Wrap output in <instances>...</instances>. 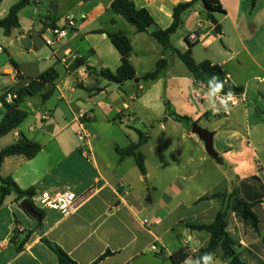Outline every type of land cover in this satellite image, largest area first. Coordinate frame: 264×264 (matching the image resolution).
Wrapping results in <instances>:
<instances>
[{"label":"crops","instance_id":"1","mask_svg":"<svg viewBox=\"0 0 264 264\" xmlns=\"http://www.w3.org/2000/svg\"><path fill=\"white\" fill-rule=\"evenodd\" d=\"M18 1L0 3V20ZM34 1L36 9L30 5L20 12V27L11 36L0 29V99L48 69L54 68L58 77L52 97L45 104L39 98L27 100L28 107L38 109L27 111L26 120L0 138V151L22 137L39 143L41 151L31 160L5 158L0 176L11 177L22 190L32 188L35 200L63 192L75 194L78 200L67 215L47 210L40 228L16 203L15 195L8 197L0 210V264H58L42 238L57 244L78 264H174L171 256L182 247L189 257L181 264H196L195 257L208 246L211 235L190 226L212 224L224 207L222 198H203L230 192L235 184L253 177L264 186V0L254 7L252 0H218L224 13L216 12L214 17L221 33L199 2L183 15L181 28L171 37L172 46L181 53L188 50L186 38L190 40L196 63L208 61L219 67L228 94L238 90L244 94L245 101L227 118L211 115L214 100L207 84L196 82L182 61L149 34L136 33L113 12L114 0ZM44 1L58 5L57 18L42 5ZM133 1L165 30L173 23L174 8L192 0ZM41 5L46 13L37 23ZM68 17L75 22L68 38L59 46L47 47L44 37L50 35L49 29L63 25ZM120 32L130 39V61L139 80L122 86L86 70L87 66L112 72L119 68L121 56L108 34ZM164 58L169 66L159 80L140 79L154 72ZM77 59H85L86 65L71 69ZM53 99L55 112L50 109ZM80 113H87L86 121L78 119ZM172 113L214 132V147H220L215 150L223 163L213 162L192 127L177 122ZM223 121L230 122L229 129L224 130ZM82 129L92 136L88 146L78 139ZM142 136L146 176L133 157L121 159L118 152L138 144ZM150 140L157 150L147 151ZM176 140L181 148L163 149ZM217 165L229 169L225 189L220 190L221 183L211 193L201 192L203 182L211 176L212 181L217 179ZM235 208L231 200L228 230L239 241L238 250L247 264H264L260 246L264 230L255 235ZM261 208L264 217V201ZM144 220L150 225H144ZM14 229L33 232L21 251L11 241ZM23 237L24 233L17 243ZM153 245L158 252L151 250ZM212 258V264H226L220 252Z\"/></svg>","mask_w":264,"mask_h":264},{"label":"trees","instance_id":"2","mask_svg":"<svg viewBox=\"0 0 264 264\" xmlns=\"http://www.w3.org/2000/svg\"><path fill=\"white\" fill-rule=\"evenodd\" d=\"M2 1L3 0H0V3ZM257 1L258 0L251 1L252 7L256 5ZM34 2V0H19L10 8L7 16L0 20V29L4 31V35L11 36L12 31L20 27V12L24 8L32 5ZM199 2L203 3L207 18L216 26L217 33H221L220 25L214 17V13L216 12L224 13V10L218 0H192L190 2L178 4L173 10V23L165 30L160 29L156 25L153 17L147 9H138L133 0H114L111 8L115 14L123 17L128 24L133 26L136 33L149 34L165 49L166 52L176 55L186 66L196 82L206 83L211 91H213L217 85H220L219 90L213 92L228 94V91L224 87V74L221 69L217 66H212L208 61L199 64L196 63L192 56L193 45L189 39L186 38L188 50L184 53H181L171 44V37L176 34L182 26L183 15L186 12L193 10ZM54 18L57 17L54 16ZM108 37L121 56V64L119 68L115 72H112L104 69L96 70L87 66L86 70L91 73H96L100 78L108 81L109 83L122 86L128 81L136 79V72L130 61L132 52L130 39L127 34L122 32L108 34ZM11 63L14 65V61L11 60ZM85 65V59H77L71 66V69H79ZM168 66V60L166 58L161 59L158 61L154 72L147 74L140 79L142 81L155 82L159 80L162 75H164ZM57 77L58 75L56 70L51 68L42 73L38 79L29 81L26 86L11 89V91L17 95V99L12 104L4 103L3 105L4 116L0 123V138L18 128L26 120L29 113L22 109V105L27 100L39 98L41 103L45 104L52 97L54 94V82ZM237 92H240V90ZM5 95L2 96L0 100H4ZM171 116L177 122L183 123L190 128L195 124L187 117L179 116L175 113H172ZM144 142L145 138L142 136L138 144H131L125 149L118 150V152L120 153L121 159H124L125 157H133L140 173L143 176H146L147 172L145 159L143 154L140 152V146ZM41 149L42 146L39 143L29 141L25 137H22L17 143L2 149L0 151V159L2 162L8 157L23 156L25 159L31 160L41 151ZM11 195H15L16 203H19L24 199H28L33 208L41 214L42 219L45 218V212L35 206L33 201L35 192L32 188L22 190L11 177L3 178L0 176V210L3 207L5 200ZM215 198H222L224 200V207L223 210L217 214L212 224L190 226L191 229L205 231L211 235L208 246L202 249L195 257L196 264L197 262H199V264H203L202 257L205 254L210 253L213 256L218 252H220L222 260L226 264H247L243 254L238 250L239 241L236 240L228 230L230 201L234 200L236 204L235 210L238 215L247 223L248 227L255 235L260 236L264 230V217L261 208L262 202L264 201V186L258 177H253L235 184L230 192L206 196L203 199L210 200ZM23 233V239L20 243H17L19 236ZM32 233V231L22 232L14 229L11 241L17 245L18 251L22 250L25 243L30 239ZM42 242L56 254L58 264H78L57 244L52 243L46 238H42ZM260 246L264 248V236L260 242ZM188 257L189 252L187 248L182 247L171 256V259L174 264H181L188 259Z\"/></svg>","mask_w":264,"mask_h":264},{"label":"built area","instance_id":"3","mask_svg":"<svg viewBox=\"0 0 264 264\" xmlns=\"http://www.w3.org/2000/svg\"><path fill=\"white\" fill-rule=\"evenodd\" d=\"M75 27V22L71 18H66L63 25L53 26L49 29V36L44 37V43L47 47H56L61 45L64 40L68 38L69 30ZM2 48H0V52ZM194 94V93H193ZM212 98L214 100L210 108L211 115L215 117H229L232 111L240 106L244 101V94L241 92L229 93V94H219L211 91ZM195 98L200 100H207V97L196 95ZM17 99V95L13 92L6 93L4 100H0V105L3 106L4 103L12 104ZM79 120L86 121L87 113H80L78 115ZM78 138L82 144L88 146L92 136L85 130L82 129L78 133ZM77 197L71 192H63L57 194L55 197L51 198L47 195H43L39 199H33L35 206L42 211L46 212L47 210H53L59 212L62 215L70 214L77 205ZM144 225L149 226L150 221L144 220ZM153 252H158L159 248L156 245L151 247Z\"/></svg>","mask_w":264,"mask_h":264},{"label":"rangeland","instance_id":"4","mask_svg":"<svg viewBox=\"0 0 264 264\" xmlns=\"http://www.w3.org/2000/svg\"><path fill=\"white\" fill-rule=\"evenodd\" d=\"M44 7H49V4H48V2L47 1H44V3L42 4ZM38 6V15L35 17L36 18V21H37V23H39V18L44 14V13H46V12H43L42 11V7L43 6ZM32 6V8H35L36 9V7L34 6V4H32L31 5ZM46 11V10H45ZM28 23H30V19L28 18ZM3 59L5 60V62L6 63H8V56H7V54H4L3 55ZM6 65V64H5ZM6 67H9V64L8 65H6ZM0 80H3L2 79V76L0 75ZM55 100L56 99H53L51 102H50V109H52L54 112H55V108H54V106H55ZM3 116H4V109L3 108H1L0 109V123H1V121H2V119H3ZM222 120H224V119H222ZM221 120V121H222ZM220 122V121H219ZM204 125V124H203ZM222 127L224 128V130H226V129H229L230 128V122H224L223 121V123H222ZM226 128V129H225ZM79 139V138H78ZM177 140L176 141H169V142H167L166 144H164V146H163V149L165 150V151H171L172 150V148H175V149H179V148H181L182 147V143L180 142V144L178 143L177 144ZM253 145H254V147H256V145H257V143L256 142H254L253 143ZM215 148L219 151V149H220V147L218 146V145H216L215 146ZM151 149H154V150H157L156 149V147H155V144H154V142L152 141V140H150V142H149V146L147 147V151H149V150H151ZM171 159H173L172 157H170ZM212 160V159H211ZM213 162H216V161H213ZM217 164V163H216ZM218 167V171H217V173H216V175H215V177L217 178L216 180H214V181H212L213 180V178H212V176H211V174H210V176H211V178L210 179H208L206 182H203L202 183V185H201V192H206V193H211L215 188H216V184L217 185H219V184H221V186H219V188H220V190L221 191H223V189H225V187H226V185H227V183H225L224 182V184H223V181H224V178H226L227 180H228V178H227V173L225 172V170L227 171V170H229L228 168H227V165H217ZM204 181V180H203ZM195 182H197V179L195 180ZM20 203V202H19ZM19 203H18V205H19Z\"/></svg>","mask_w":264,"mask_h":264},{"label":"water","instance_id":"5","mask_svg":"<svg viewBox=\"0 0 264 264\" xmlns=\"http://www.w3.org/2000/svg\"><path fill=\"white\" fill-rule=\"evenodd\" d=\"M49 11L54 15L57 16L58 15V5L56 4H52L48 7ZM136 82H139L138 79L135 80ZM22 109L25 111H31V110H37L38 106H32V107H28L26 103H24L22 105ZM191 131L194 135H197L199 137V139L204 143L205 145V150L207 155L212 158L214 161H216L219 164L223 163L222 158L219 156V153L215 150L214 147V136L215 133L211 132L203 127H201L198 124H194L191 128ZM0 163H1V159H0ZM146 181V179H145ZM20 208L33 220H35L39 227H42V216L41 214L35 210L33 208V206L31 205L30 201L28 199H24L20 202Z\"/></svg>","mask_w":264,"mask_h":264},{"label":"clouds","instance_id":"6","mask_svg":"<svg viewBox=\"0 0 264 264\" xmlns=\"http://www.w3.org/2000/svg\"><path fill=\"white\" fill-rule=\"evenodd\" d=\"M219 87L220 85H217L215 89H213V91H218L219 90ZM203 264H212V255L209 253V254H205L203 257ZM185 264H192L191 261H186ZM197 264H199V262H197Z\"/></svg>","mask_w":264,"mask_h":264}]
</instances>
